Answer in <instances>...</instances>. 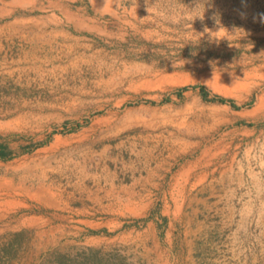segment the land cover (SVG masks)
I'll return each instance as SVG.
<instances>
[{"label":"rangeland","instance_id":"rangeland-1","mask_svg":"<svg viewBox=\"0 0 264 264\" xmlns=\"http://www.w3.org/2000/svg\"><path fill=\"white\" fill-rule=\"evenodd\" d=\"M264 0H0V264H264Z\"/></svg>","mask_w":264,"mask_h":264},{"label":"clouds","instance_id":"clouds-1","mask_svg":"<svg viewBox=\"0 0 264 264\" xmlns=\"http://www.w3.org/2000/svg\"><path fill=\"white\" fill-rule=\"evenodd\" d=\"M262 15H264V14H262Z\"/></svg>","mask_w":264,"mask_h":264}]
</instances>
